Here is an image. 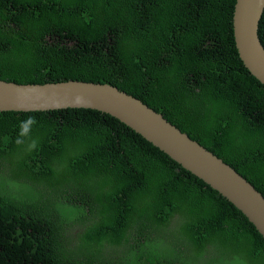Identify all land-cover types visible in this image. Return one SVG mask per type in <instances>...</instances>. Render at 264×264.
<instances>
[{"label": "trees", "instance_id": "obj_1", "mask_svg": "<svg viewBox=\"0 0 264 264\" xmlns=\"http://www.w3.org/2000/svg\"><path fill=\"white\" fill-rule=\"evenodd\" d=\"M235 1L0 0V78L117 85L264 195V83ZM0 264H264V237L106 111L0 110Z\"/></svg>", "mask_w": 264, "mask_h": 264}, {"label": "water", "instance_id": "obj_2", "mask_svg": "<svg viewBox=\"0 0 264 264\" xmlns=\"http://www.w3.org/2000/svg\"><path fill=\"white\" fill-rule=\"evenodd\" d=\"M264 0H236L233 34L238 55L264 83V45L258 22ZM92 107L106 111L142 134L240 209L264 237V195L212 150L167 119L141 98L117 85L65 79L17 82L0 78V110Z\"/></svg>", "mask_w": 264, "mask_h": 264}]
</instances>
